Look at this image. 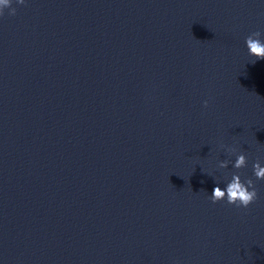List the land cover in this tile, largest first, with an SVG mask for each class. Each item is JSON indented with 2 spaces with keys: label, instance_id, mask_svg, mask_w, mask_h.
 <instances>
[{
  "label": "water",
  "instance_id": "95a60500",
  "mask_svg": "<svg viewBox=\"0 0 264 264\" xmlns=\"http://www.w3.org/2000/svg\"><path fill=\"white\" fill-rule=\"evenodd\" d=\"M11 7L0 264H264V180L252 171L264 166V60L245 45L252 32L264 40V0ZM235 172L258 199L213 204Z\"/></svg>",
  "mask_w": 264,
  "mask_h": 264
},
{
  "label": "clouds",
  "instance_id": "9594fccd",
  "mask_svg": "<svg viewBox=\"0 0 264 264\" xmlns=\"http://www.w3.org/2000/svg\"><path fill=\"white\" fill-rule=\"evenodd\" d=\"M13 0H0V16L4 14L5 8H10V15H15L16 9L11 7ZM17 3L23 5L25 0H17ZM262 33L260 31L252 32L245 38V45L248 50V55L255 57L252 61L254 64L257 60H264V40L261 39ZM208 101H204V107L208 106ZM220 147L224 149L229 155H235L234 163L230 160H222L218 163L219 169H225L229 163L239 170L247 167V157L243 152H238L236 147L226 146L221 144ZM253 176L255 180H264V166L261 165L257 159L252 166ZM241 173L235 172L231 174V179L227 181L226 187L221 188L218 183L214 187L209 199L213 204L220 201H226L229 205H235L237 208H247L250 204L258 199V193L255 181L251 177L241 179ZM227 179V177H225Z\"/></svg>",
  "mask_w": 264,
  "mask_h": 264
}]
</instances>
